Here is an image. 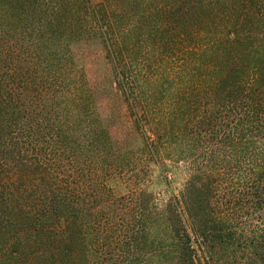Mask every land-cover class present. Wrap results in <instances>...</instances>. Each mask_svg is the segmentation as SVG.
Masks as SVG:
<instances>
[{
	"label": "trees",
	"instance_id": "obj_1",
	"mask_svg": "<svg viewBox=\"0 0 264 264\" xmlns=\"http://www.w3.org/2000/svg\"><path fill=\"white\" fill-rule=\"evenodd\" d=\"M87 20L145 147L189 166L163 216L145 195L102 205L98 142L35 115L30 90L64 89L61 49ZM150 230L165 264H264V0H0V264H149Z\"/></svg>",
	"mask_w": 264,
	"mask_h": 264
},
{
	"label": "rangeland",
	"instance_id": "obj_2",
	"mask_svg": "<svg viewBox=\"0 0 264 264\" xmlns=\"http://www.w3.org/2000/svg\"><path fill=\"white\" fill-rule=\"evenodd\" d=\"M99 2L92 0L93 4ZM110 23L116 25V34L125 32L131 25L128 18L122 20L119 17L115 20L111 18ZM79 27L83 32L72 36L71 42L60 52V63L66 79L62 84L64 89L59 91V85L50 80L42 102L39 95L43 85L39 82L36 89L38 92L30 90L35 115L38 117L44 114L49 122L64 118L65 122L72 123L71 131L80 143L86 142L87 137L98 142L96 157L103 158L99 162V167L103 169L98 167L95 180L106 190L102 205H108V208L125 215L127 207L145 195L155 215L163 216L171 197L177 195L187 180L189 166L166 150L160 149L162 152L159 153L155 150L152 155L145 147V142L155 144L156 137L149 127L143 129L135 125L116 76L106 59L96 25L87 20ZM34 63V60L30 63V71L38 81L40 71ZM49 91H53L62 106L54 105L55 97L50 96L52 93L49 94ZM66 105L69 107L65 108ZM150 231L149 237L147 234L148 241H156L148 242L150 244L147 248L152 246L146 248V251H138L139 263L148 261L149 264H165L170 261L167 252H173L170 242L164 236H158L157 231ZM126 255L116 249L112 251V258L116 261H128ZM149 255L154 257L150 259ZM159 257L164 263L160 262Z\"/></svg>",
	"mask_w": 264,
	"mask_h": 264
}]
</instances>
